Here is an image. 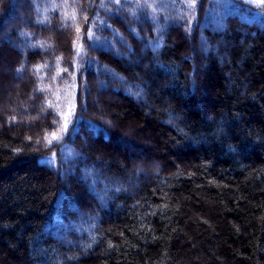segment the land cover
I'll return each instance as SVG.
<instances>
[{"label": "trees", "instance_id": "trees-1", "mask_svg": "<svg viewBox=\"0 0 264 264\" xmlns=\"http://www.w3.org/2000/svg\"><path fill=\"white\" fill-rule=\"evenodd\" d=\"M0 264H264V6L0 0Z\"/></svg>", "mask_w": 264, "mask_h": 264}, {"label": "snow or ice", "instance_id": "snow-or-ice-1", "mask_svg": "<svg viewBox=\"0 0 264 264\" xmlns=\"http://www.w3.org/2000/svg\"><path fill=\"white\" fill-rule=\"evenodd\" d=\"M248 3H255L259 6H264V0H246ZM115 3H120V0H115ZM190 6L194 5L195 0H189ZM67 128V125L65 124V130Z\"/></svg>", "mask_w": 264, "mask_h": 264}, {"label": "rangeland", "instance_id": "rangeland-1", "mask_svg": "<svg viewBox=\"0 0 264 264\" xmlns=\"http://www.w3.org/2000/svg\"><path fill=\"white\" fill-rule=\"evenodd\" d=\"M7 84L5 83L4 87L1 90H4L6 88ZM93 101L96 102V98L93 99Z\"/></svg>", "mask_w": 264, "mask_h": 264}]
</instances>
